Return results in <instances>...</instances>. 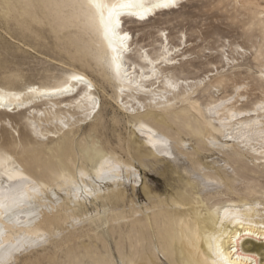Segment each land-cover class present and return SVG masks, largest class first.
<instances>
[{
    "label": "bare ground",
    "instance_id": "obj_1",
    "mask_svg": "<svg viewBox=\"0 0 264 264\" xmlns=\"http://www.w3.org/2000/svg\"><path fill=\"white\" fill-rule=\"evenodd\" d=\"M194 1L103 0L115 6L105 35L88 0H0V22L37 39L49 33L69 60L39 82L21 68L0 72V197L19 201L16 222L0 212L5 264H264V0L202 1L225 9L249 42H222L202 72L184 30L175 43L158 28L142 45L129 25L183 18ZM248 49L258 71L249 66L246 78L261 94L250 103L249 83L224 70ZM88 70L113 88L126 156L105 136ZM230 84L232 93H217ZM142 169L167 187H151Z\"/></svg>",
    "mask_w": 264,
    "mask_h": 264
},
{
    "label": "rangeland",
    "instance_id": "obj_2",
    "mask_svg": "<svg viewBox=\"0 0 264 264\" xmlns=\"http://www.w3.org/2000/svg\"><path fill=\"white\" fill-rule=\"evenodd\" d=\"M202 1L203 0H196L192 4L188 3V6L182 9L183 12L185 11V16L183 18L167 21L168 17H171V15H153L152 19L147 23L150 26H147L144 30L140 31H137L140 27H136V24H129L133 26L132 31L133 33L135 32V40H139L140 42L142 41V45L149 44L153 42L154 39L159 37L160 32L157 31L158 28H166L165 33L170 36L173 42L178 43V36L181 35L180 30H184L189 39L186 49L194 50L196 48L194 50V55L192 54L189 58L190 60H195L197 66L202 68L201 72L207 68H214L212 65L208 66L207 62L215 59L219 54L217 46L222 42L229 44V42L233 43L238 41L243 45L248 46L249 42L245 39V36L242 35V29L237 23L233 24L229 19H227V12L225 9L222 12L217 10L214 5L203 6ZM228 9L231 10V6H228ZM215 31H219V33H214ZM46 36V39H37L34 34L22 33L15 25L8 28L0 22V72L2 73L5 69L21 68L25 73L26 80L30 79L38 82L41 81L43 70L45 68H52L53 73L56 75L61 74L63 70L66 69L67 65L61 64L59 60L61 58L64 59L65 62H69V60L67 59V55L59 53L60 51L53 47L52 35L46 33ZM155 45L158 46V44ZM150 47L152 46H147V48ZM207 47H213V49ZM228 49L230 52L232 51L230 48ZM247 51L248 52L244 58L241 57L240 60H236L233 63L235 65H238L239 63L242 67L239 69L237 67L233 69L231 68L232 64L226 66L224 70L227 73L233 74V76H237L236 79L238 81L245 80L249 83L247 90L249 92L248 102L250 103L261 94H259V90L254 89V80L252 78H246L248 76L249 66H252L250 73L257 74L258 71V68L254 66V64H256V61L253 59L254 50L248 49ZM231 56L237 57V54L232 53ZM221 65V63L217 62V66L220 67ZM88 74L97 81V93L100 97L101 112L104 114V120L107 123L105 136L111 140V146L113 148H115L123 156H126L119 147L117 134L120 133L122 136H126L127 128L129 129V127H127L124 122L114 123L111 120L115 113L120 114V110L116 102H114L110 97V95L113 94V88L108 82H104L100 76L93 73L91 70H88ZM231 84L226 88H219L220 90L217 91V93L219 95L232 93L234 89ZM248 102H245V105ZM206 154L207 158H205V160L211 161L212 159L219 157V154H214V152H206ZM142 171L143 179H146L147 183L151 187L154 186L153 188H159L162 190L167 187L166 177L159 174L156 170L142 169ZM261 180L264 181V177H262ZM127 188L129 195H132L133 191L131 190V185L129 184ZM137 191L139 203H145L147 199L142 190V186L139 185L137 187ZM161 258L163 261L165 260L162 255Z\"/></svg>",
    "mask_w": 264,
    "mask_h": 264
},
{
    "label": "snow or ice",
    "instance_id": "obj_3",
    "mask_svg": "<svg viewBox=\"0 0 264 264\" xmlns=\"http://www.w3.org/2000/svg\"><path fill=\"white\" fill-rule=\"evenodd\" d=\"M173 2V0H169V3ZM88 4L90 7L94 8L100 18V22L103 26L105 35H107L111 31V25L113 23L112 16H113V8H109L105 3H103V0H88ZM123 6V5H122ZM165 6H168L165 4ZM107 9V17H105V10ZM74 79H78L77 77H74ZM104 173H101L103 175ZM19 203V201L16 198H13L11 203H5L4 199L0 197V212L4 214L5 217L9 219L11 222H16L15 218L12 214L13 208ZM3 232L0 231V238H2ZM5 248V245L2 242V239H0V250H3ZM0 264H5V262L0 259Z\"/></svg>",
    "mask_w": 264,
    "mask_h": 264
}]
</instances>
